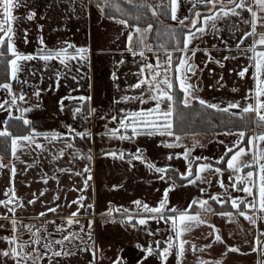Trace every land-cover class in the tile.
<instances>
[{
  "label": "crops",
  "instance_id": "obj_1",
  "mask_svg": "<svg viewBox=\"0 0 264 264\" xmlns=\"http://www.w3.org/2000/svg\"><path fill=\"white\" fill-rule=\"evenodd\" d=\"M156 2L155 0H139L137 5H151V3ZM161 2L162 0H158L157 4ZM194 2L195 0H182L178 15L181 18L184 16L192 18L194 13L190 12L189 9ZM85 3H87V0H83V3L82 0H25L27 7L16 9L13 13L18 18L13 23L14 42L21 52L35 54L40 48V37H43L44 44L49 49L60 48L65 45V42L88 49L86 60L68 61L67 68L59 64V61L44 62L36 59L27 62L21 79H27L29 83L21 85L19 82H13L15 90L17 92L22 90L26 96V103H20L21 109L23 107L31 109L24 114L25 118L29 119L32 122V127L41 133L56 132L63 136L69 125L77 131L87 130L91 133V137L86 139L78 137L70 139L68 142L72 143L73 147L65 149V156L57 160L52 159V154L64 146L63 139L49 143L42 137L38 138L41 143L47 146L46 151L29 152L25 150L19 154L20 160L15 161L18 171L14 188L25 206L18 209L15 215V218L20 222L18 230L26 236L21 238L25 241H28L32 234L24 225L31 226L33 232L40 229L42 235L52 240H58L63 235H67L70 228L72 232L78 233L82 239L74 240L70 244L65 242V246L73 253L79 248L94 249L97 255L96 259H93V264H113L117 257H121L124 264H161V261L155 255L144 260L141 248L137 245L147 247L148 244H154V241L158 240L161 241V248H163L165 246L163 242L172 234L171 225L165 224L163 221L149 219L145 225L135 224L133 226L135 220L148 218V215L143 214L142 209H138L133 203L137 200L141 201L139 196L134 198L131 196L133 192L137 193V191L145 193L148 191V194L153 193V176L156 172L150 169L147 164L157 163L159 167L172 168L182 178L181 173L186 171L187 166L181 171L179 168L186 165V160L182 157L176 158L177 153H182L185 148H188L191 149L190 159L195 157L194 154L197 153L196 156L207 157L208 161L212 162L214 166H218L215 165V161L224 154L225 149L222 154L217 155L218 147L215 146V143L219 142L217 141L219 132L176 133L182 137V140L179 142L178 147L171 148V150H167L161 143L162 141L165 143L173 142V139L167 136L159 137V135L142 134L128 140H120L118 136L111 137L105 134L109 129L119 127L118 120L124 112L150 108L153 106V102L141 105L136 100L125 101L121 99L124 96L139 95L141 90L134 89L131 85L135 84L139 78L137 74L139 67L142 65V58L133 56L127 51L129 28L116 23L115 19L110 18L107 13L102 14L94 4L84 7L83 4ZM224 3H227V0H224ZM196 10L202 14H207V7L204 5H199ZM28 11L36 13L33 20H27ZM131 11H133V8ZM113 13L117 18L131 20L120 16L118 12ZM247 19H250V14L241 11L240 16H228L216 20L214 22L215 28L212 27V21H209L206 25L202 21H198L200 26L206 28V31L190 45L191 48L199 49L190 61L197 65V71L191 83L198 85V94L209 102L218 103L222 106H226L229 101L238 100L244 103L243 97L250 88H254L252 78L254 68L252 67V61L248 59L252 53L246 50L252 44L253 39L258 37L247 38L237 48V44L240 43L239 37L245 31H251L250 25L244 22ZM169 21H172L170 17ZM172 22L176 23L175 21ZM147 25L141 28H146ZM25 30H27L28 43H25ZM257 31H264V28L258 25ZM149 36L150 32L147 34L146 43L152 47L153 51L149 52L145 49V56L147 62L155 64V54L160 45L154 44ZM180 40H182V37ZM169 43L167 50L172 51ZM140 47L137 46V50ZM205 49L213 57L212 62H208L204 54ZM258 50H260L259 46ZM69 52L74 54L73 49H69ZM160 55L163 59L162 52ZM174 55L179 56L180 53H174ZM225 56L234 57V59L224 60ZM215 61H220L224 67H220V64ZM1 66H3V69ZM245 67L249 68V72L245 78L241 79L237 73ZM32 72L35 74H31ZM5 73H7L6 76ZM57 73H59L58 86ZM86 73H88L90 82L88 97H91L92 101L87 100V105L85 104L82 107L83 109L80 108L81 101L76 103L78 104L77 107L81 109L79 118L76 119L73 118V114L67 113L64 107L62 110L61 106L59 107L57 104L58 110H56L57 115L55 116L58 118L57 122H60L59 127L54 121L52 112L55 108L52 106L51 101L55 100L58 103L63 98L60 90H71L77 94L76 96H86L84 94L87 91H84L77 82L80 78L86 79ZM113 74H115V78H113ZM7 76L6 64L0 62V79L4 80ZM234 88L237 91L234 92ZM33 89L39 90L40 95L36 96ZM55 90L58 91L53 95ZM45 95L46 97L43 98ZM0 98H7V94L3 90H0ZM42 100H44V107L41 104ZM91 108L96 109V112L89 115L88 110ZM12 111L14 116L20 115V112L15 109ZM112 116H116L118 119L113 121ZM8 118L7 113L0 110V121ZM40 118L45 119L44 123L38 122ZM35 120H37L36 123H33ZM209 133H212L213 136H204ZM27 134L28 132L16 135ZM119 135L131 136V128L127 131L120 129ZM195 141H199V146L194 147ZM137 148L141 149L143 153V162L132 158ZM205 148L209 151L206 154L203 153L206 150ZM113 151L118 154L120 152L125 153L124 159L113 158L105 154ZM89 152L91 160L80 158V156ZM75 153L80 155L73 160V154ZM169 155H172L173 159L169 160L167 158ZM9 159L10 155L4 157V163H8ZM34 159L36 163L25 170L26 166L31 164ZM248 159H250V155ZM20 161H23V163ZM204 162L206 161H199V163ZM192 164L195 167L197 161L193 159ZM86 165L91 169L92 180L89 182L90 187L84 193L86 197L85 204H90L92 207L81 211L78 217L80 225H65L64 232H57L56 224H63L64 219L70 212L76 210L77 206L68 208L66 204L80 195L72 189L76 186L83 187L85 178L83 176H72L70 180L68 175L57 173V169L72 167L75 171H82ZM229 171H225L221 177L205 173L203 175L207 176L211 183L201 180L195 184H189L186 179L176 181L167 173L163 174L165 176V179H163L164 188H171L168 194V205L172 208L185 210L188 209V205L193 200L208 199L209 194H223L225 189L219 187L217 180L223 179L225 184H229ZM41 173H47L49 177L56 174L58 179L50 178L48 183L45 184L41 181ZM130 175L137 177L130 178ZM9 179L8 170L0 169V199L4 198L3 192L9 187ZM201 188L206 191L201 192ZM162 190L163 188L161 192ZM41 191H45L43 197L39 196ZM228 192L233 197L251 199L242 191L229 188ZM33 193L36 194V197L33 196ZM53 196H59V199L53 201ZM32 199H36V203H26ZM158 203L159 200L155 202L152 200L146 201V204L152 207L157 206ZM56 204L61 206L58 212H48L43 217L39 215L40 212L46 211L47 207H54ZM210 204L213 213L207 215V224L200 225L184 235V239L189 241V245L186 246L187 250L183 264H197L198 259L207 261L208 264H216L217 260L221 264H259V261L264 257L261 256L259 251H252V248L260 247L256 245L255 241L259 233L264 232V221L257 219V223L253 225L239 216L237 210L231 208L230 203L222 205L220 210L215 209L211 201ZM197 207L196 211L188 209L189 213L196 214L199 212L203 216L204 213L198 204ZM110 209L112 210L111 214H109ZM125 209L127 215L123 211ZM242 210L252 214L248 209L242 208ZM221 211L232 212L233 216L231 218L221 216L219 215ZM138 212L140 215H137ZM5 213L6 210L0 207V215ZM256 214L259 216L258 212ZM129 215L135 217L133 222H128L127 217ZM51 221H56V224L46 223ZM88 221H92L90 239L88 236ZM0 224L7 225L8 222L0 219ZM81 225L84 226L83 231H81ZM208 225L215 226L225 243L213 242L214 234L213 236L209 235L211 229ZM150 233H155V235ZM260 239L263 240L264 237H260ZM192 244L198 246L197 251H192ZM206 244H212V247L200 252L199 248H203ZM228 245L237 247L240 251L227 252L226 246ZM35 247L39 248L40 245ZM54 247L59 249L61 246ZM28 250L31 251V247ZM43 251L44 249L41 248V252ZM167 261H169L168 264H177L175 250L169 255ZM27 264H32V261L29 260ZM36 264H59V262L58 258L51 257L49 253L48 257L38 260Z\"/></svg>",
  "mask_w": 264,
  "mask_h": 264
},
{
  "label": "snow or ice",
  "instance_id": "obj_2",
  "mask_svg": "<svg viewBox=\"0 0 264 264\" xmlns=\"http://www.w3.org/2000/svg\"><path fill=\"white\" fill-rule=\"evenodd\" d=\"M83 3V0H82ZM131 5L134 0H128ZM94 4L95 7L103 14L107 13L110 18L115 19L116 23L123 25L125 28H129L130 31L127 35V51L133 56H139L142 58V65L139 67L137 82L131 85L134 89H140L138 96H124L121 99L125 101L136 100L139 104L143 105L149 102H153V106L150 108H140L136 111L124 112L119 117L118 128L109 129L105 134L111 137H117L120 140H128L135 138L136 136L146 134L149 136L159 135L161 137L167 136L173 138V142L165 143L161 142L166 148H174L179 146V142L182 140L180 135L176 134L177 121L182 118L185 110L193 111L194 102L198 103L201 108L211 109L216 112H222L230 114L233 118L241 121L240 127L247 129L231 131L227 130L223 134L226 136H235L236 139L231 145H226L224 141H219L225 146L224 154L221 155L216 161L214 166L212 162L208 161L207 157H192L191 149L185 148L182 153H177L176 158L182 157L187 163L186 171L181 173L183 179H186L189 184H195L198 181L211 183V180L205 173L209 175H216L217 177L223 176L225 171H229V184H225L223 179H218L217 183L220 188L225 189L223 194H209L208 199H201L199 201L193 200L188 209H193L194 205H199V208L203 211L204 215L197 212L196 214H190L188 209L180 210L172 208L168 205V194L171 188L164 190V195L155 207L149 206L146 203H142L137 200L133 203L138 209H142L143 214H147L148 218H140L135 220V217L128 216V222L135 224L145 225L149 219L163 221L165 224L171 225L172 234L167 237V240L163 243L165 246L161 248V241H154L148 244L147 247L137 245L141 248L143 253V259L147 260L149 257L155 255L157 259L161 261V264H166V261L173 250H175V256L177 264H183L186 246L189 245V241L184 239L186 233H190L196 227L207 224V215L213 213L211 202L216 204L225 205L230 203L231 208L237 210V214L250 224L255 225L257 219L264 221V31H257V26L264 28V0H195L192 7L189 9L194 15L192 18L184 16L181 18L178 15L179 9L182 4V0H162L161 3L156 6L147 4L136 5V7H144L151 11L153 17L158 16L161 12L164 15L170 17L172 21H175L179 26L182 34V40H178L177 45L172 48V51L167 50V45H160L156 51L155 64L147 62L145 56V49L152 52L153 49L149 46L147 41V34L153 30V24L149 23L146 28L134 26L129 23L127 19L117 18L111 9L115 8V12L127 15L119 4L115 3V0H87V3L83 4L84 7ZM199 5L207 7V14H202L197 11ZM21 7H27L25 0H0V62L6 64L8 76L0 81V90H3L7 94V98H0V110L7 113L10 119H16L22 121L30 131L27 135H16L9 131V121H0V138H3L6 143L5 152L10 155L8 163H4L3 155H0V169L8 170L9 172V187L3 192V199H0V207L6 210V213L0 215V219L8 222V224H0V229H5L9 225L11 227V235H5L0 237L5 241L9 247L0 249V257L4 258L5 262L11 260L13 264H27L29 260L32 264H36L38 260H43L51 254V257L58 258L61 256H71L74 253L65 246V242L69 244L77 239H82L78 233L72 232L68 229V234L63 235L61 239L52 240L40 233V229L35 232L32 231V227L24 225L25 228L32 234L28 241H22L18 230L19 221L15 218L18 209H22L25 204L21 201L14 188V181L17 175V167L15 161L20 160V153L27 150L34 152L39 150L44 152L47 150V146L41 143L38 138H43L49 141V143L63 139L64 146L59 148L56 153L52 154V159L57 160L65 156V149H71L73 144L68 142L70 139L80 138L86 139L91 137V133L87 130L77 131L71 125L67 126V132L61 136L56 132H38L32 127V122L25 118V113L31 109L29 107H23L21 109L20 103H26V96L23 91L17 92L14 88L13 82H19L21 85L28 84L27 79H21V75L25 72V65L27 62L39 59L44 62L59 61V64L68 67V61H84L87 59L86 53L88 49L86 47H76L74 44L65 42V45L57 49H49L45 44L43 37L39 38L40 48L35 54L24 53L17 49L14 42V27L13 23L18 18L13 14L14 10ZM241 11L250 14V19L244 22L250 25L251 31H245L240 37V43L237 44V48L244 43L249 37H258L253 39L252 44L246 51L252 53L248 57L252 61V67L254 71L252 78L254 81V88H250L248 93L243 97L244 103L241 101H229L226 106H222L218 103H212L198 94V85L191 83V80L195 77L197 71V65L191 63L192 58L199 51L198 48H191L190 45L201 34L206 31V28L200 26L198 21H202L205 25L212 21V27L215 28V21L228 16H240ZM36 16L34 11H28L27 20H33ZM187 22V23H186ZM186 29V30H185ZM168 36L171 39H177L175 32H169ZM27 30H25V43H28ZM137 46H141L137 50ZM258 46L260 50H258ZM69 49L74 50V54L69 52ZM163 53V59L160 53ZM174 53H180L179 56H175ZM190 53V55H189ZM204 54L208 59V62L213 61V57L207 49L204 50ZM234 57L225 56L223 59L228 60ZM220 64V67L224 65L220 61H215ZM249 72V68L245 67L237 74L243 79ZM31 74H35L32 72ZM115 78V74H113ZM75 79V77H73ZM223 79V77H221ZM59 83V73H57V86ZM237 91V89H233ZM36 96L40 95V91L33 89ZM78 100L85 101L90 100V97H73L71 95L62 98L59 101L61 109L64 107V100ZM183 106L181 109L180 106ZM13 109L20 112L19 116L13 115ZM89 115L96 112V109L91 108L88 110ZM81 109L77 107L73 112V118H79ZM111 119L116 121L118 118L112 116ZM131 128V136L119 135L120 129L127 131ZM194 138V136H193ZM199 146V141H195L194 147ZM113 158L124 159L125 153L119 154L115 151L105 153ZM79 153L73 154V160L79 156ZM250 155V159H248ZM82 159L91 160L90 152L86 155L80 156ZM133 159L144 161V156L141 149L137 148L135 154L132 155ZM169 160L173 159L172 155L167 157ZM196 160L197 164L193 167L192 160ZM204 160L206 162L199 163ZM23 163V161H20ZM36 163L34 159L31 164H28L25 170L31 168ZM226 165V167H225ZM147 166L153 169L156 173L165 174L169 171L167 167H158L153 163H148ZM251 169V170H248ZM57 173H64L68 175L71 180L72 176L85 177L83 180V187L76 186L72 191L80 193L76 199L68 202L66 206L72 208L77 206L75 211H71L70 214L64 219L63 224H56V221L46 222L56 224L57 232H64L65 225H80L79 215L85 208L91 209L92 205L85 204L84 193L90 187V181L92 180L91 169L89 166H84L82 171H75L72 167L59 168ZM58 179L56 174L51 177L47 173H41V181L45 184L49 179ZM161 180L165 179L164 175L159 177ZM115 187V186H114ZM231 188L235 191H242L247 197L251 199H245L240 197H233L229 195L228 189ZM46 191V190H45ZM45 191L39 193L40 197L45 195ZM201 192L206 190L201 188ZM36 197V194L33 193ZM223 197V198H222ZM59 196H53V201H57ZM27 204L36 203V199L28 200ZM60 205L56 204L54 207H47L46 211L40 212L41 217L45 216L48 212L56 213L60 210ZM244 209H248L252 214H248ZM111 209L109 214H111ZM127 215V210H123ZM259 213L257 216L256 213ZM137 215H140L138 212ZM221 216H227L231 218L232 212L219 213ZM87 227L89 229L88 236L91 238L92 221H88ZM211 229L209 233L213 236L214 243H225L222 236L217 232L214 225H208ZM84 230V226L81 225V231ZM155 235V233H150ZM264 237V232H260L255 243L260 247H253L252 251H259L261 256L264 257V240L260 239ZM43 241V242H42ZM40 245L39 248L35 247ZM54 246H61L57 249ZM31 247V251H29ZM212 247V244H206L203 248H199L200 252ZM41 248L44 249L41 252ZM193 252L198 250V246L191 245ZM81 251H90L93 255V259H96V251L94 249L85 247ZM227 252H239L240 249L231 245L226 246ZM113 264H124L121 257H117ZM197 264H208L207 261L197 260ZM216 264H221L219 260ZM259 264H264V259L259 261Z\"/></svg>",
  "mask_w": 264,
  "mask_h": 264
},
{
  "label": "trees",
  "instance_id": "obj_3",
  "mask_svg": "<svg viewBox=\"0 0 264 264\" xmlns=\"http://www.w3.org/2000/svg\"><path fill=\"white\" fill-rule=\"evenodd\" d=\"M136 7V6H134ZM145 10V11H143ZM134 14L137 16V19H131L130 24H134L139 27H143L148 23L153 24V30L150 32L149 39L157 45H171L170 47H175L178 40L181 39L182 34L180 32L179 26L177 23L169 21V16L167 15H158L157 17H153L151 11L144 7H136L134 9ZM169 32H175L177 39H171L168 36ZM179 37V38H178ZM2 65V64H1ZM3 69V66H1ZM5 72V71H4ZM3 73V70H2ZM7 73L4 75L6 76ZM4 76V77H5ZM3 77V78H4ZM2 80V79H0ZM181 109L183 106H180ZM193 111L185 110L183 112V116L181 119L177 121L176 133H191V132H202V131H210V132H219L226 131L230 129H240L248 131L247 129L241 128L239 121L236 118H233L230 114H225L222 112H216L211 109H204L198 103L194 102ZM9 121L10 127L9 131L13 134H25L30 129H28L25 125H23L22 121L16 119H7ZM44 119H40L38 122L42 123ZM37 120L33 121L36 123ZM6 143L3 138H0V155L3 157H8L9 154L5 152ZM169 176H171L176 181H182L183 178H180L175 170L169 168L167 172ZM215 209H222L221 204H216L212 202ZM198 209L197 205H194L193 209L190 211H196Z\"/></svg>",
  "mask_w": 264,
  "mask_h": 264
},
{
  "label": "rangeland",
  "instance_id": "obj_4",
  "mask_svg": "<svg viewBox=\"0 0 264 264\" xmlns=\"http://www.w3.org/2000/svg\"><path fill=\"white\" fill-rule=\"evenodd\" d=\"M157 1L156 3L152 4L151 5L154 7L156 6V4L158 3V0H155ZM139 2V0H134V3L133 4H129L128 3V0H115V3L119 4V6L124 9V12L127 13V15H123L122 13H119L120 16H124L126 18H129V19H137V16L134 14V9L137 5V3ZM133 8V11H131V9ZM112 12H115V8L111 9ZM179 38V37H178ZM91 81H92V78H91ZM78 84L82 87V89L84 91H87L84 95L86 96H83V97H88V87H89V79H88V73H86V79H83V78H80L78 81ZM60 90V89H58ZM58 90H55L53 92V95L58 91ZM61 93H62V97L65 98L69 95L73 96V97H81V96H76L77 94L74 92V91H71V90H60ZM45 96H43V98H45ZM48 97V96H47ZM42 98V99H43ZM91 98V97H90ZM55 100H52L51 103H52V106L55 108V110L53 109V112L52 114L54 115V121H56V124L60 127V122H57L58 118H56L55 115H57V111L58 108L57 106L59 105L60 107V104L59 102L57 103L56 101L54 102ZM61 101V100H60ZM90 101H92V99H90ZM78 102V100H71V99H68V100H64V110L67 112V113H71L73 114V112L75 111V109L77 108L78 104H76ZM41 104L43 105L44 107V100L41 101ZM58 104V105H57ZM87 105V100L85 101H81V105H80V108L83 109L82 107L84 105ZM57 108V109H56ZM41 119V118H40ZM44 119V118H43ZM45 120V119H44ZM43 120V121H44ZM38 123V122H37ZM44 123V122H42ZM231 131L235 132V131H238L240 129H230ZM227 131V130H226ZM225 131H219V138L217 139V141H224L226 145H229L232 141H234L236 139L235 136H226L224 135ZM192 133H198V132H191V133H188V134H192ZM199 133H208L207 132H199ZM204 136H207V137H211L213 136L212 133H209V134H206ZM203 136V137H204ZM161 137V136H159ZM173 139V138H172ZM204 139V138H202ZM216 141V140H215ZM216 141V142H217ZM215 146L218 147V152H217V155L219 153L222 154V151L225 149V146L222 145L221 143L217 142L215 143ZM171 148H167V150ZM181 149V148H180ZM206 149V148H205ZM208 149H206L205 151H203V153H208ZM197 153L194 154L195 157H199V156H196ZM216 155V156H217ZM186 165L182 168H179V170H183L186 166H187V162L185 161ZM156 166H158V164L156 163L155 164ZM159 167V166H158ZM129 169V168H128ZM110 174V173H109ZM163 175L161 173H154V176H153V182H154V190H153V193L152 194H148V191H146L147 193L145 192H142V191H137L136 192H133L131 194V196L136 197V196H139V198L141 199L142 202H145L146 201H157V200H161L163 195H164V181L161 180L159 177ZM130 178H136L137 176H134L132 177L131 175L129 176ZM142 178V177H140ZM141 186V184L139 185V187ZM134 187V186H133ZM163 188L162 192H161V189ZM131 192V191H130ZM20 233V232H19ZM5 235H11V227L10 225L5 228V229H0V237H3ZM20 236L21 238H23L25 235L20 233ZM22 240V239H21ZM22 241H25V240H22ZM82 241V240H81ZM6 247H9V245L3 241L2 239H0V249H3V248H6ZM58 262L59 264H93V255L90 251H81V249L79 248L78 250L75 251L74 255H71V256H61V257H58ZM169 261L166 262V264H168ZM0 264H13V262L11 260H7V262H5L4 258L0 257Z\"/></svg>",
  "mask_w": 264,
  "mask_h": 264
},
{
  "label": "water",
  "instance_id": "obj_5",
  "mask_svg": "<svg viewBox=\"0 0 264 264\" xmlns=\"http://www.w3.org/2000/svg\"><path fill=\"white\" fill-rule=\"evenodd\" d=\"M26 237V236H25Z\"/></svg>",
  "mask_w": 264,
  "mask_h": 264
}]
</instances>
